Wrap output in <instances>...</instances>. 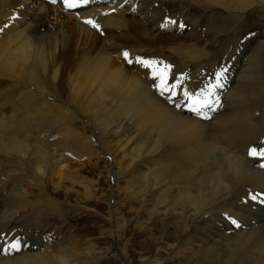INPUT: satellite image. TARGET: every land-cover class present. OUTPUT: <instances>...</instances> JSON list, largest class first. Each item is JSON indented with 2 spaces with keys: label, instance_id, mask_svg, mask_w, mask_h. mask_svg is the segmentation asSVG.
I'll return each instance as SVG.
<instances>
[{
  "label": "bare ground",
  "instance_id": "obj_1",
  "mask_svg": "<svg viewBox=\"0 0 264 264\" xmlns=\"http://www.w3.org/2000/svg\"><path fill=\"white\" fill-rule=\"evenodd\" d=\"M87 1L70 10L58 0H0V99L15 97V119H0V264H95L108 252L68 241L58 230L73 209L31 194L47 188L48 175L69 179L66 161L82 160L86 145L91 157L113 154L117 193L118 180L134 176L152 206L142 229L151 230L153 211L178 264H264V157L249 155L264 149V39L234 66L242 44L214 79L217 62L205 49L163 34L184 31L181 13L189 11L176 5L201 6L207 20L224 19L234 32L250 10L264 11V0ZM68 28L89 41H72ZM186 102L205 116L186 111Z\"/></svg>",
  "mask_w": 264,
  "mask_h": 264
},
{
  "label": "rangeland",
  "instance_id": "obj_2",
  "mask_svg": "<svg viewBox=\"0 0 264 264\" xmlns=\"http://www.w3.org/2000/svg\"><path fill=\"white\" fill-rule=\"evenodd\" d=\"M13 1L17 5L21 0ZM194 5L195 4L191 5V3L188 2L185 9H182L177 5L176 7H171L173 11L175 10L177 12L189 11L186 16L188 18L191 16L190 19H193L192 21H194V23L189 22L188 18H185V13H181V15H183L181 17L184 31H173L172 28H175L176 26H172L170 30L163 34H168V32H170L168 35L176 33L177 36H180L176 38L179 42L197 43L196 45H200L202 49H205L211 59H213L215 63L217 62L216 64L214 63L215 65L211 66L212 72L214 73V79L217 75L223 76L222 71L219 72V68L222 67V64L227 63V61L228 63H232L229 58L233 56L234 52H236L242 44V50L239 48V54L236 55L234 66H236L237 63L242 65L252 49L257 47L260 44L259 42L262 43L264 39V11H257L258 8L250 10L249 15L247 14L243 19L244 23L240 30L233 32L231 31L232 28L230 25L227 22H223L225 21L224 19L219 21L207 20L205 16L210 11L207 12L203 7ZM36 13L37 12H35V14ZM28 15L29 12L24 14V16ZM223 15L226 16L225 12H223ZM35 16H37V14ZM134 17L136 21L135 26L142 27L141 22L138 21L139 18L136 16ZM49 22L53 23L54 19H50ZM68 24L69 23H67V25ZM68 29L69 32L67 34L70 35L72 41L79 39V36L80 42L85 43L89 41L79 33L78 28ZM259 32H261L262 35L257 39L255 36ZM252 35H254V37H251ZM203 43L204 45L202 46ZM132 64H134V66L137 65L136 63ZM233 67L231 70H233ZM149 70L150 67L144 69L141 67L142 73H146ZM235 71L236 78L239 75L240 69H236ZM230 73H232V71ZM67 95L66 90L59 89L58 97L65 98ZM14 100L15 97H10L8 102H3V100L0 99V106L2 105L0 108V119L2 118L4 121L6 120L8 122H11V119L12 121L15 119L13 118L14 116H11L14 115L12 111ZM214 105H216L215 102ZM1 114H3L4 117ZM20 114L21 111L17 113V117H20ZM8 116L10 117L8 118ZM84 117L88 120L94 121V117H91L89 114H85ZM45 120L40 119L38 122H40V125H44L48 131L53 130L56 134L63 132L60 131L62 129H59V132H57L58 128L55 127L53 123L49 122L50 125L48 127ZM82 124L86 127H91V124L86 122H83ZM89 135H94V132H90V129L88 130L86 137H89ZM95 141L96 140L94 139L93 146L94 149L96 148V150H98L99 145ZM113 144L115 145V142ZM114 145H112L114 149L118 148V145ZM79 154L83 157L82 160H75L72 157V159L68 157V160L66 161L71 168L69 179L66 178L65 174H56L54 176L53 174L52 176L48 175V177L43 179L45 185L47 183V188L45 190L38 191L36 189H31V194H33L34 197L41 198V201L44 204L52 205L56 200L60 202V204L68 205L71 211L73 209L72 213L74 214H71V218L66 221L68 224H62L58 232H69L72 237L68 234V241L74 239L75 243L79 242V244L77 243L78 245L87 242L88 244L92 243V245L96 246L97 250H102L104 248L107 249L108 252L105 254L106 256L104 254L103 256H98L99 261L95 264H152V259L157 258V260H160V264H178L179 258H173L176 251L169 247V244L172 242L171 234L165 232L161 222L153 211H150L151 213L148 214L150 215V218L152 216L150 220L151 224L149 225L151 230L146 233L142 229V212L144 214V211L147 212L152 206L146 205L147 202H142V199H140L139 195L142 194V188L137 184L138 182H136L134 176L130 174L122 176L121 179L118 180L119 190L117 193V187L114 183L113 177V154L112 156H108L104 153L101 155L102 159H99L100 156L91 157L87 145L79 152ZM127 154L130 155L129 153ZM69 155L72 156L71 154ZM54 172L55 170L53 173ZM130 183L132 185H130ZM162 195L160 196L161 199L163 197ZM159 228L161 230H159ZM116 230L118 235H111V233L115 234ZM70 232H72V234ZM47 250L49 253H52L55 249L54 247L48 246Z\"/></svg>",
  "mask_w": 264,
  "mask_h": 264
},
{
  "label": "snow or ice",
  "instance_id": "obj_3",
  "mask_svg": "<svg viewBox=\"0 0 264 264\" xmlns=\"http://www.w3.org/2000/svg\"><path fill=\"white\" fill-rule=\"evenodd\" d=\"M85 2H87V0H85ZM75 3H76V0H65L66 7H74ZM85 23L91 24L93 27H98V25H96L91 20L85 21ZM173 23H175V22H173ZM181 27H183V25H181ZM123 55H124L125 59H128L129 54L127 52H124ZM129 62L131 63V61H129ZM137 62L144 64L146 66H150V65H148V62H145V61L140 60V59H138ZM249 155L264 157V149H261V150L251 149L249 152ZM12 247L15 249V248H17V245L13 244Z\"/></svg>",
  "mask_w": 264,
  "mask_h": 264
}]
</instances>
